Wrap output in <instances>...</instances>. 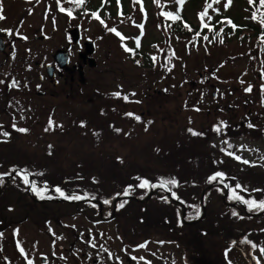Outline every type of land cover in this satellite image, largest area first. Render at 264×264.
Returning <instances> with one entry per match:
<instances>
[{"label": "rangeland", "instance_id": "1", "mask_svg": "<svg viewBox=\"0 0 264 264\" xmlns=\"http://www.w3.org/2000/svg\"><path fill=\"white\" fill-rule=\"evenodd\" d=\"M119 1H102V8L93 13L90 9L98 5V0H84V14L81 19H76L67 11L76 7L72 5L73 0H59L58 5V0H0V15L4 17L0 19V33L14 39L15 50L13 61L0 66V72L11 71L17 66H21L22 71L27 64L41 61L44 55L48 58L54 54L58 47L65 45L68 25L77 26L83 37L92 39L97 51L94 55L97 65L89 69L88 82L84 87L85 105L81 110L83 121L88 122L81 121L74 128H69L76 121H66V112L75 110H41V104L36 107L38 99L32 101L36 108L33 111L35 117L23 107L15 123L9 120L15 117L14 114L10 118L4 116L2 127L8 135L0 134V173L9 174L17 166L21 171L32 174L37 186L35 189H40L42 198L79 196L81 199H100L104 205H109L104 207L101 219L98 206L89 202L36 203L37 195L26 198L13 181L8 182L5 189L9 193L0 191V264H29V261L31 264H221L222 258V264H254L256 254L264 264L261 251L264 249V215L253 218L240 215L242 218H239L237 210L223 209L221 205L224 204L211 197L215 210L220 211L209 209L207 205L202 221L195 226H183L182 223L179 226L176 206L166 196L154 195L145 202L139 201L150 191L148 183L143 188L139 187L145 180L132 179L129 184L114 180L115 174L120 173L127 177L144 176L146 167L83 170L75 165L81 160L79 149L84 145L93 146L91 137L101 142L106 134L113 132L112 123L118 122L119 117L111 116V105L104 103H108L114 93L134 103L149 95L157 99L151 100L153 102L163 100L164 107L159 110L155 122L164 113L176 112L177 119H180L176 122V134L183 133L182 123L188 122L192 115L196 119L195 124L202 126L206 118L211 119V113L206 116L205 107L213 102L196 103L194 97L200 93L199 89L194 93L187 81L199 80L198 72L206 69L213 74L211 81L217 83L214 89H208V97L213 90L223 93L227 110L230 113L236 107H240L237 108L239 111L244 110L236 119L244 118L248 127H238L228 132L226 138H213L212 143L206 138L201 139L207 145L206 150H211V155L215 154L222 165L217 167L227 171L231 194L239 197L238 200L264 201V42L259 41L255 34L240 38L223 32L215 38L212 32L203 30L205 27L200 22L206 20L208 23L212 15L219 13L262 27L264 7L255 0L252 3L250 0H220L211 8L207 7V0H200L196 7L190 0H183V3L178 0ZM204 9L208 14L201 15ZM161 10L184 14L187 21L183 26L188 27L183 31H173L169 20L160 16ZM76 13L78 10L75 9L74 15ZM194 26H202L203 31L191 34L189 30ZM244 32L250 33L247 29ZM42 35L46 38L35 37ZM129 45L141 51L133 57L125 51ZM80 47L83 44L76 46L75 51ZM1 59L2 55L0 62ZM25 59L29 60L26 62ZM35 69L37 88H40L45 82L38 80L40 71L37 64ZM156 90L160 91V96L154 93ZM88 99L99 105L97 120L91 121L86 116L88 111L96 113ZM196 107L201 108L197 115ZM250 108L254 110L251 115L247 112ZM47 120L52 122V126L66 124L68 128L57 127L46 132ZM21 128L27 131L20 132L18 129ZM150 144L153 145L150 151L133 152L139 162L160 154L161 147L156 143ZM169 144L174 143H168L165 149H173ZM184 144L176 143V152L166 149V164L163 168L153 169V173L166 176L170 173L173 180L176 172L168 162L176 160L179 163L176 168L180 170L181 178L174 179L175 185H167L172 195L192 208L189 214L195 218L200 216H197V209L201 206L199 195L204 184L201 179H195L197 182L194 183L187 178L199 177L196 172L204 173L206 169L202 171V166H194L189 145L188 152H185ZM95 150L91 154L99 157L100 161L109 160V151ZM103 172L107 173L106 177L95 174ZM88 173L94 174V181H98L97 178L99 181L92 183L87 178L75 181L74 176H87ZM63 177L67 183L52 184L61 182ZM237 184L241 187L236 188ZM55 186H59L63 196ZM125 189H128L127 194ZM220 189L216 187L213 193ZM28 190L31 189L27 188L30 196ZM120 193L138 200H118L111 211L114 195ZM106 200L109 202L104 203ZM121 204L123 207H119ZM245 205L250 207L247 203ZM250 209L252 212L261 211L254 206ZM113 212L115 216L107 220Z\"/></svg>", "mask_w": 264, "mask_h": 264}, {"label": "flooded vegetation", "instance_id": "2", "mask_svg": "<svg viewBox=\"0 0 264 264\" xmlns=\"http://www.w3.org/2000/svg\"><path fill=\"white\" fill-rule=\"evenodd\" d=\"M72 9V8H71ZM79 15V18H78ZM83 16V10L78 9V13H76L74 18L81 19ZM78 21V20H77ZM74 25H77L74 23ZM77 28V26L69 25L66 28V35L64 38L65 45L58 47V49H63L66 52V55L63 59L58 60L54 54H50L49 57L43 56L39 62H34L33 64H27L26 68L21 71V66H17L15 69L9 71H1L0 72V134L4 133V129L2 124L4 125L3 117L10 118L12 114L15 115L14 118H10L13 123L17 119L16 116L19 111L23 109H27L32 116H36L33 111H36V108L33 107V100L38 99V103L36 107L41 104V110L45 109L50 111H54L56 109L63 110H75L74 112H66L65 118L66 121H72L76 123L72 125L74 128L78 123L83 121L84 116L81 110L84 109V87L87 84V77L90 67V59L96 55V49L93 55H84V39L88 37H83L80 29V37L73 41L71 31ZM82 36V37H81ZM38 37V36H35ZM46 37L42 38L45 39ZM0 39L4 45V48L0 49V55H2V59L0 62V66L4 65V63L8 61H13L14 59L13 52L14 50V39H8L4 33H0ZM82 40V42L80 41ZM83 44V47H80L75 51L76 46H80ZM129 49L132 52H135L134 46L129 45ZM141 51V49H137ZM138 54V53H137ZM131 55V53L129 54ZM29 59H25L27 62ZM16 63V62H15ZM62 63V64H61ZM39 67L38 80L40 82H45L44 85L40 88L38 87V83H36V69L35 66ZM47 65H52V75L49 76L47 73ZM12 66V65H11ZM13 67V66H12ZM213 74L210 70H202L198 72L199 80L187 81V83L193 88L194 93H198V96L194 97L196 103H200L202 105L204 101L211 100L213 103L209 106L205 107L206 116H209L211 113V119H205L206 121L202 124V126H198L195 124V120L193 119V115L189 118V121L185 124L182 123L184 131L183 133L176 134V122L180 119H177L176 112L172 113H164L162 118L158 121L156 116L159 115V110L164 107L165 102L160 99L158 102H153L151 100H157L155 96H146L141 99L140 102H131L128 99L122 98L119 95H115L114 97L109 98L108 103H104L111 105L113 117H119L118 122H113V132L106 134L104 139L99 142L94 137L90 138V141L93 143V146L84 145L79 149L81 152V160L75 164L77 167L83 170H91L97 168L103 169H140L147 168V172L144 176H136L133 177L130 175L129 177L115 174L114 180L121 181L120 183L129 184L132 183V179H137V181L147 180L148 184L158 185L157 189H153L155 195H163L170 199L168 196L165 187L160 185H167L166 181L172 180L169 176L170 173H167L168 176L163 175L161 173H153V169L163 168L166 164L164 152L166 149L171 150L172 152H176V143L184 142L185 152L187 151V147L189 145V151L191 153L190 159L195 161L194 166H202L200 168L205 172H196V175L199 177H188L187 180L192 182H197L195 179H201L204 184L212 183L214 185L221 184L223 181L227 182V171L223 169V167L218 168L217 166H222L219 164L218 159L215 154L207 151V145L204 144L201 138H206L209 142L212 143L213 138H226L227 133L240 128L248 127V121L243 118V120L236 119L238 113L244 112V110H238L240 107H236L234 112L227 110L225 99L222 97L223 93H219L217 90H213L211 92V97H208V89H214L217 86V83L212 82ZM186 83V82H185ZM154 93L158 96L161 95L160 91H154ZM153 93V94H154ZM23 95V96H21ZM176 98V97H175ZM159 99V98H158ZM88 103L91 108L96 112H89L86 116L91 118L92 120H97L99 117V105H96L94 100L88 99ZM56 106L57 108H54ZM101 108V107H100ZM230 108V106H229ZM176 110V107H175ZM196 115L201 108H195ZM252 110L247 109L249 115L252 114ZM131 113V115H128ZM53 115V112L50 113ZM231 114L235 115L234 117ZM161 115V113H160ZM33 117V118H34ZM249 117V116H247ZM229 118L231 121H229ZM88 122L83 121L82 123ZM167 123V124H166ZM46 132H52L57 127L68 128V126L60 125V126H50V122H46ZM167 127V128H166ZM170 127H173L170 129ZM191 130V131H190ZM146 132V133H145ZM138 136H144L138 137ZM191 135L193 136V140L191 139ZM106 137H108L106 139ZM141 138V139H140ZM190 138V140L188 139ZM139 141L141 143H139ZM151 143L158 144L161 147V152L156 157H151V160L139 162L136 156H133V152H141L150 151L153 148ZM109 143V144H108ZM128 143V144H126ZM173 146V149L165 146ZM206 143V142H205ZM95 148L99 151H109L110 157L107 161H100V158L91 154L95 152ZM90 154V155H86ZM172 164L173 172H176V178L180 179V170L176 168L178 166V162H168V165ZM168 165L165 167L168 168ZM14 168H17L15 166ZM215 168L216 170L212 172L211 170ZM176 169V171H175ZM222 173L221 177L216 178L215 180L209 181V177L214 176L216 173ZM11 174V173H9ZM99 176L106 177V172L103 173H95ZM204 174V175H202ZM92 173H88L87 176L79 175L74 176L75 181H84L85 178L88 179L89 182L97 183L98 181L93 180ZM3 183L0 184L1 188H6V184L10 179H13V174L4 175ZM6 179V181H5ZM136 181V182H137ZM61 184L67 183L66 177H63V180L59 182ZM199 183V182H198ZM102 205V204H101ZM103 208V206H102ZM100 211V210H99ZM261 258L259 254H256L254 257V264H263L261 262Z\"/></svg>", "mask_w": 264, "mask_h": 264}, {"label": "trees", "instance_id": "3", "mask_svg": "<svg viewBox=\"0 0 264 264\" xmlns=\"http://www.w3.org/2000/svg\"><path fill=\"white\" fill-rule=\"evenodd\" d=\"M219 1L220 0H207V2H209V5H210V7L208 5H207V7L211 8L213 6L212 4L214 2L217 3ZM256 1H260V0H255V2ZM98 2H102V0H98ZM107 2H115V0H111V1H107ZM190 2L192 3L193 7L194 6L196 7L198 5V3L200 2V0H190ZM56 4L58 5V4H60V2L56 3ZM85 8H86V6L84 5V9ZM99 9H100L99 5H97L96 7L92 6L90 10L93 13H96ZM251 9H253V8H251ZM203 13L208 14V10L204 9ZM166 14H167V12L164 13V16L170 19L169 23L171 24V26L174 29H176V31H183L184 28L188 27L187 25L183 26V22L186 23V21H187L186 18H185L186 16H184V14H182V13L172 14V16H178L179 17L178 19H173L172 17H170V16H168ZM235 19H232V17H228V16H226L224 14L215 13L214 15H212V19L208 23H206V20H202L200 22H201V25H204V27H205V28H203V30L204 31L208 30V32L209 31L212 32L214 34L215 38H217L218 35L223 34V32H226L228 35H231V36H234V37H240V38L244 37L245 35L255 34V35L258 36L259 41L264 42V24L261 27V25H259V24L255 25V24H252V23H244V22H240L242 19H239V18H237L236 20ZM245 29H247L250 33L247 34L246 32H244ZM203 30H202V26H194V28H190L189 32L191 34H197L199 31L201 32ZM14 185L17 186L20 190L23 191L24 196L26 198H30L28 196V193H27V188H28V184L27 183H23V181H21V180H16V181H14ZM35 187H37V186H35ZM205 187H206V185L204 186V188ZM213 189H215L214 186H213V188L211 190H209L207 192L208 195L210 196V199L218 198V201L221 202V195L223 193L222 188L220 189V191H218L215 194L213 193ZM4 191L5 190H3L2 193ZM39 191H40V189H37V190L35 189V192L34 193H30V196H33L32 194H34V195H37V197H38V198L37 197H35V198L41 199L43 196H42V194L39 195ZM7 192L9 193L8 190H7ZM9 196H10V194H9ZM10 199H12L11 196H10ZM210 199H209V201H212ZM245 201H247V199ZM36 203H38V202H36ZM185 205L188 207V213H187L186 219H193V216L189 214V211L192 208L190 206H188L187 204H185ZM221 206H222L223 209H226V208L232 209L231 207H227V206H224V205H221ZM7 210L9 211V209H7ZM261 210H264V209H261ZM219 211H220V209H219ZM176 212H177V220L179 221V223L177 225H180L182 223L181 222L182 208H180V206H178V205H176ZM237 214H238L239 218H241V216L246 217V215L242 211H240L239 213L237 212ZM181 225H183V224H181ZM183 226H188V225H183ZM220 263L221 264L224 263V259L223 258L221 259Z\"/></svg>", "mask_w": 264, "mask_h": 264}, {"label": "snow or ice", "instance_id": "4", "mask_svg": "<svg viewBox=\"0 0 264 264\" xmlns=\"http://www.w3.org/2000/svg\"><path fill=\"white\" fill-rule=\"evenodd\" d=\"M73 2L76 3L77 5H80V4H83L84 3V0H73ZM178 2L179 3H183V0H178ZM252 2H253V0H250V3H252ZM58 3H59V0H58ZM208 6L210 7V5H208ZM260 6L261 7H264V0H260ZM225 7H227V5H225ZM60 10L61 11H65L64 8H61ZM67 11L69 12V15H71V10H67ZM166 15L172 17L173 19H178L179 18L178 16H172V14H170V13L169 14H166ZM201 15H206V13H202ZM255 15L256 14L254 13L253 18H255ZM3 18L4 17L2 15H0V19H3ZM261 22H262V24H264V14L261 15ZM109 31H115V29H109ZM117 35H119V33H117ZM137 40H138V38H137ZM137 46H139V45L137 44ZM125 50L126 51H131V49H127V48ZM246 90H250V89H246ZM115 95H119V93H116ZM125 99H127V98L125 97ZM128 115H131V113H129ZM51 123L52 122L50 121V126H51ZM250 127H251V125H250ZM18 130L20 132H26L27 131L26 129H22V128L21 129H18ZM4 135L7 136L8 133H4ZM237 159H239V157H237ZM244 163H248V161H244ZM222 175H223L222 173H219L218 172L214 176L209 177V181L215 180L216 178L221 177ZM24 182L25 183H30L26 178L24 179ZM0 183H3L2 176H0ZM147 183H148V181H146V180L145 181H142L141 184L139 185V187L143 188V187H145V185ZM165 183H170V184L175 185L176 184V181L173 179V180H170V181H166ZM153 186H155V185H153ZM161 186H163V185H161ZM240 187L241 186L239 184L236 185V188H240ZM33 190H35V184L34 183H33ZM56 191L60 192L61 196L64 195V193L61 192L59 188H57ZM127 193H128V189H125V194H127ZM66 198H68V197H66ZM71 199H81V197L74 196V197H71ZM237 199H240V198L237 197ZM108 202L109 201H107V200L104 201V203H108ZM245 203L249 204L250 207L251 206H254V207L258 208V209H264V201H260L259 203L255 202V201H245ZM119 207H123V204L119 205ZM233 214L235 215V213H233ZM197 216H199V212H197ZM139 247H144V245H140ZM253 247H255V245H253ZM261 251H262V253H264V249H262ZM29 264H31L30 261H29ZM257 264H259V262H257Z\"/></svg>", "mask_w": 264, "mask_h": 264}, {"label": "water", "instance_id": "5", "mask_svg": "<svg viewBox=\"0 0 264 264\" xmlns=\"http://www.w3.org/2000/svg\"><path fill=\"white\" fill-rule=\"evenodd\" d=\"M71 33H72V39H73V41H76L79 37H80V34H79V31H78V29L77 28H74L72 31H71ZM2 43V40L0 39V49L2 50L3 48H4V45H2L1 44ZM94 52V42L92 41V40H90V39H87L86 41H85V52L83 53L84 55H87V54H92ZM65 55H66V52L64 51V50H58L57 52H56V54H55V56H56V58L58 59V60H61V59H63L64 57H65ZM96 65V61H95V59L94 58H91L90 59V66H95ZM47 72H48V74L51 76L52 74V66L51 65H47ZM224 188H225V194H224V196H223V200H224V198L227 196V193H228V187L226 186V185H224ZM203 195H204V191L202 192V194H201V203H202V209H203V215L200 217V218H198L197 220H194V221H185L184 220V217H185V215H186V213H185V208H184V205L182 204V203H180V202H178L180 205H181V207H182V210H183V212H182V220L185 222V223H187V224H196V223H198L202 218H203V216H204V214H205V206L203 205ZM150 197V195H148L147 196V198L146 199H148ZM145 199V200H146ZM52 199H47V200H45V201H51ZM59 200H66V201H69L68 199H59Z\"/></svg>", "mask_w": 264, "mask_h": 264}]
</instances>
